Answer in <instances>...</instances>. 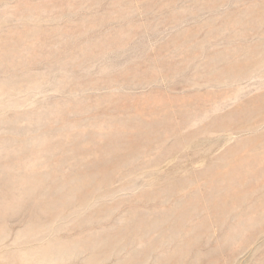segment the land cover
Listing matches in <instances>:
<instances>
[{
	"label": "rangeland",
	"instance_id": "1",
	"mask_svg": "<svg viewBox=\"0 0 264 264\" xmlns=\"http://www.w3.org/2000/svg\"><path fill=\"white\" fill-rule=\"evenodd\" d=\"M256 29L264 0H0V264H264Z\"/></svg>",
	"mask_w": 264,
	"mask_h": 264
},
{
	"label": "bare ground",
	"instance_id": "2",
	"mask_svg": "<svg viewBox=\"0 0 264 264\" xmlns=\"http://www.w3.org/2000/svg\"><path fill=\"white\" fill-rule=\"evenodd\" d=\"M209 11H210V10H209ZM260 29H261V28H260ZM256 30H258V29H256ZM258 31H259V30H258ZM258 31H257V32H258ZM223 32H224V31H223ZM260 32H261V31H259L258 33L260 34ZM224 34H225V33H224ZM229 34H230V33H229ZM246 34H247V33H245V34H243V35H246ZM256 34H257V33H256ZM259 34H257V36L255 35V37H253V39H254V38L256 39V37H258ZM262 35L264 36V33L261 32L260 36H262ZM241 36H242V34H241ZM241 36H240V37H241ZM247 36H248V35H247ZM231 37H232V35H231ZM238 37H239V36H238ZM248 37L251 38L252 36L250 35V36H248ZM248 37H246V38L243 37V38L246 39V41H247V38H248ZM235 38H236V37H235ZM235 38H234V39H235ZM250 38H249V39H250ZM231 39H232V38H231ZM234 39H233V40H234ZM241 39H242V37H241ZM225 40H226V39H225ZM239 40H240V39H239ZM250 40L252 41V38H251ZM250 40H249V41H250ZM228 41H229V40H228ZM240 41H243V40H240ZM249 41H248V43H249ZM255 41H256V40H255ZM262 41L264 42V37H262ZM225 42H226V41H225ZM237 42H238V41H237ZM258 42H259V41H258ZM239 43H240V42H239ZM245 43H246V42H245ZM241 44H242V43H241ZM253 44H254V43H253ZM253 44H252V46H253ZM258 44H260V43H258ZM263 44H264V43H263ZM263 44H261V45H257V43L255 42V44H254V46H253V49H254V47H257V48H255V49H259L260 47L264 46ZM247 45H248V44H247ZM247 45H246V47H247ZM240 46H241V45H240ZM242 46H244V45H242ZM242 46H241V47H242ZM250 46H251V44H250ZM250 46L248 45L249 48H246V47H245V48H246V49H250V48L252 47V46H251V47H250ZM251 49H252V48H251ZM251 49H250V50H251ZM243 50H244V52H245V49H243ZM236 51H237V50H236ZM246 51H247V50H246ZM237 52H238V51H237ZM237 52H234V53H237ZM244 52H243V54H244ZM261 52H262V51H261ZM239 53H240V52H239ZM251 53H252V52H251ZM255 53H256V52H255ZM256 54H257V53H256ZM247 55H248V54H247ZM258 55H259V54H258ZM259 56H261V55H259ZM245 57H246V56H245ZM247 57H248V56H247ZM247 57H246V58H247ZM244 59H245V58H244ZM246 60H247L248 62L252 63L251 65H253V63H256V62H255V61H256V58H255V56H254V53H253V56H252V57L250 56V58H248V59H246ZM247 61H243L244 63H243V62H241V63H243L244 66H245V63H246V65L249 64ZM263 61H264V60H263ZM260 62H262V61H260ZM239 64H240V63H239ZM251 65H250V66H251ZM259 65H260V64H259ZM261 66H262V65H261ZM261 66H260V67H261ZM256 67H257V66H256ZM256 67H254V70H255ZM246 68H247V67H246ZM251 68H252V67H251ZM262 68H264V66H262ZM257 69H258V68H257ZM249 70H250V69H249ZM259 70H262V69L260 68ZM259 70H258V71H259ZM250 71H251V70H250ZM252 72H254V71L252 70ZM244 74H247V73H244ZM238 75H240V74H238ZM247 75H248V74H247ZM247 75H246V76H247ZM242 77H243V75L241 76V78H242ZM232 78H233V77H232ZM238 78H239V76H238ZM241 78H240V79H241ZM237 80H238V79H237ZM235 81H236V80H235ZM235 81H233V82H235ZM230 82H231V81H230ZM230 82H229V83H230ZM238 82H239V81H238ZM238 82H236V83H238ZM257 97H259V96H257ZM254 105H255V103L253 104V106H254ZM257 105H258V104L256 103V106H257ZM256 106H255V107H256ZM259 106H260V109H261V111H262V110H263L262 108H263L264 105L262 104V105H259ZM259 106H258V107H259ZM258 107H256V108L258 109ZM257 109H255V112L257 111ZM260 109H259L258 112H256V113H258V115H260V114L262 113V112L260 111ZM252 112H253V111H251V113H252ZM260 112H261V113H260ZM248 114H249V112H248ZM252 114H253V113H252ZM228 115H229V114H228ZM228 115H224V116L226 117V116H228ZM254 115H255V113H254L253 115H251V116H254ZM263 116H264V115H263ZM222 118H223V121H224L225 119H226L225 121H227V118L224 119V117H221V119H222ZM228 119L230 120V118H228ZM263 119H264V117H263ZM229 120H228V121H229ZM231 120H232V119H231ZM260 123H261V122H260ZM263 124H264V122L262 123V125H263ZM260 126H261V125H260Z\"/></svg>",
	"mask_w": 264,
	"mask_h": 264
}]
</instances>
